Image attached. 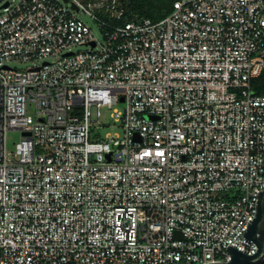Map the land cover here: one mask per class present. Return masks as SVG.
<instances>
[{
  "label": "built area",
  "instance_id": "built-area-1",
  "mask_svg": "<svg viewBox=\"0 0 264 264\" xmlns=\"http://www.w3.org/2000/svg\"><path fill=\"white\" fill-rule=\"evenodd\" d=\"M125 1L0 0V264L257 250L264 0H174L157 20Z\"/></svg>",
  "mask_w": 264,
  "mask_h": 264
},
{
  "label": "water",
  "instance_id": "water-1",
  "mask_svg": "<svg viewBox=\"0 0 264 264\" xmlns=\"http://www.w3.org/2000/svg\"><path fill=\"white\" fill-rule=\"evenodd\" d=\"M29 132H25L27 134ZM256 212L245 229L243 236L257 243L254 253H247L236 245L229 243L228 249L232 251L230 259H220L199 264H264V188L258 193Z\"/></svg>",
  "mask_w": 264,
  "mask_h": 264
},
{
  "label": "trees",
  "instance_id": "trees-1",
  "mask_svg": "<svg viewBox=\"0 0 264 264\" xmlns=\"http://www.w3.org/2000/svg\"><path fill=\"white\" fill-rule=\"evenodd\" d=\"M125 2L128 15L131 16L133 12H139L157 20L170 12L174 0H126ZM253 84L255 92L264 94V73L254 78Z\"/></svg>",
  "mask_w": 264,
  "mask_h": 264
},
{
  "label": "rangeland",
  "instance_id": "rangeland-1",
  "mask_svg": "<svg viewBox=\"0 0 264 264\" xmlns=\"http://www.w3.org/2000/svg\"><path fill=\"white\" fill-rule=\"evenodd\" d=\"M93 23V22H92ZM80 48H86V46H80ZM33 62L27 61V62H22V63H16L17 67L20 68H27L31 66ZM29 111L33 109L32 104H29ZM103 115L102 119L106 123L104 127H102L103 133L107 132H118L122 133L123 129L120 126H116L114 119L112 117V111L113 109L109 106H103L102 107ZM22 133L19 130H11L7 133V140H8V147L9 149H13L15 146V143L20 139Z\"/></svg>",
  "mask_w": 264,
  "mask_h": 264
}]
</instances>
